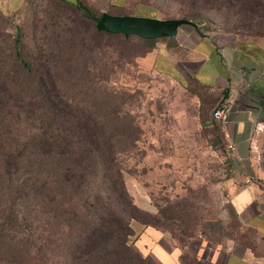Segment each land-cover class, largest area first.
I'll list each match as a JSON object with an SVG mask.
<instances>
[{"label":"trees","instance_id":"trees-1","mask_svg":"<svg viewBox=\"0 0 264 264\" xmlns=\"http://www.w3.org/2000/svg\"><path fill=\"white\" fill-rule=\"evenodd\" d=\"M72 2L84 17L98 20L101 13L87 1ZM220 2L251 19L264 10V0ZM195 14L182 18L202 31ZM236 26L235 32L252 33L249 23ZM93 35L123 44L135 37L151 44L143 54L154 42L96 27ZM54 46L58 54L39 46L37 58L24 57L20 25L0 10V264H146L131 221L167 231L140 218L146 212L128 193L122 164L133 149L141 151V162L159 149L160 138L148 125L159 115L148 120L127 101L117 102V90L105 86L112 72L105 56L85 58L76 70L78 46ZM200 131H209L224 154L217 124ZM179 262L190 264L183 251Z\"/></svg>","mask_w":264,"mask_h":264},{"label":"rangeland","instance_id":"rangeland-1","mask_svg":"<svg viewBox=\"0 0 264 264\" xmlns=\"http://www.w3.org/2000/svg\"><path fill=\"white\" fill-rule=\"evenodd\" d=\"M72 1L25 0L21 9L8 13L13 24L21 27L24 57L37 58L39 46L47 54H58L51 50L55 43L72 42L78 46L73 52L77 70L85 58L103 55L112 69L105 86L117 90V102L127 101L133 113L148 120L151 114L159 115V122L148 125L159 136L160 147L150 150L152 153L142 162L141 151L132 150L131 158L122 164L126 189L134 203L146 212L140 217L142 220L166 230L173 245L182 248L187 262L198 264L195 259L206 264V260H197L195 254L199 246L207 253L215 240L207 228L224 197L221 182L227 174V159L222 145L213 140L209 131L201 132L195 125L194 98L189 93L140 66L139 56L151 44L135 37L124 44L114 38L98 41L93 35L95 22L84 17ZM172 7L173 17L196 13L194 18L204 31L236 30L237 24L249 23L253 28L248 34H264V10H258L251 19L227 9L220 0H178ZM145 151L149 149L144 148ZM131 224L136 238L143 225L133 220ZM171 234L181 238L183 244ZM145 260L146 264H157L152 256Z\"/></svg>","mask_w":264,"mask_h":264},{"label":"crops","instance_id":"crops-1","mask_svg":"<svg viewBox=\"0 0 264 264\" xmlns=\"http://www.w3.org/2000/svg\"><path fill=\"white\" fill-rule=\"evenodd\" d=\"M86 1L100 13L175 18L171 11L178 0ZM24 3L0 0V10L16 12ZM153 40L139 57L140 66L189 93L195 125L217 124L225 146L224 197L207 228L215 240L207 253L199 246L195 258L207 264H264V38L184 24L175 35ZM221 101L227 107L224 121L212 114ZM136 244L157 264H181L180 250L152 227L139 229Z\"/></svg>","mask_w":264,"mask_h":264},{"label":"water","instance_id":"water-1","mask_svg":"<svg viewBox=\"0 0 264 264\" xmlns=\"http://www.w3.org/2000/svg\"><path fill=\"white\" fill-rule=\"evenodd\" d=\"M196 24L186 18H148L134 15H112L102 12L95 22L97 30L121 33L125 36L137 35L145 39H155L159 37L172 36L177 33L181 25Z\"/></svg>","mask_w":264,"mask_h":264},{"label":"built area","instance_id":"built-area-1","mask_svg":"<svg viewBox=\"0 0 264 264\" xmlns=\"http://www.w3.org/2000/svg\"><path fill=\"white\" fill-rule=\"evenodd\" d=\"M226 112H227V107L226 104H221L219 107H217L214 112H213V116L216 119H219L221 121H224L226 118Z\"/></svg>","mask_w":264,"mask_h":264}]
</instances>
